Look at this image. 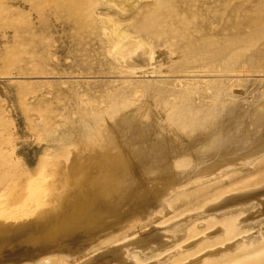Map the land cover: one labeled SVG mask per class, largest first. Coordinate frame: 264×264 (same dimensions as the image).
<instances>
[{
    "label": "bare ground",
    "instance_id": "6f19581e",
    "mask_svg": "<svg viewBox=\"0 0 264 264\" xmlns=\"http://www.w3.org/2000/svg\"><path fill=\"white\" fill-rule=\"evenodd\" d=\"M145 1L45 6L64 18L56 38L99 40L115 89L78 94L61 132L40 117L36 166L0 150V264H264V91L246 90L264 76V22L251 31L264 3L155 0L140 13ZM188 55L205 77H186Z\"/></svg>",
    "mask_w": 264,
    "mask_h": 264
},
{
    "label": "rangeland",
    "instance_id": "374dc122",
    "mask_svg": "<svg viewBox=\"0 0 264 264\" xmlns=\"http://www.w3.org/2000/svg\"><path fill=\"white\" fill-rule=\"evenodd\" d=\"M156 1L146 0L139 10L140 13L158 8ZM258 1L264 3V0ZM52 2L55 0H0V150L6 151L9 159L18 158L19 165L30 164L34 167L38 162L37 157L44 145L40 138H44L46 131L39 122L40 117L45 119L44 124H48L52 131L61 132L63 127L60 123L64 122L69 114L73 115H70L73 118L78 117L76 114L80 112V108L76 107L75 99L78 94L88 90L89 97L101 99L115 89L110 83L115 75L107 70L108 65L113 63L101 55V44L98 39L84 38L79 41L74 34L70 37V32H66L62 40L56 38L63 36L64 18L59 14L57 21L51 16L52 11L47 12L45 6ZM239 4L242 5L241 2ZM118 5L125 6V3L121 1ZM44 9L45 16H41ZM184 12L181 15L185 19ZM139 16L138 14L137 17L128 16L126 25H129L125 30L128 38L139 39L135 26L139 22ZM263 22L264 5L255 17V27L251 31L261 29ZM245 31H240L239 36L250 35L251 32ZM117 34L118 32H115L112 36L118 40ZM148 47L151 52L158 53L164 49L160 45L149 44ZM257 47L264 49V39L260 40ZM188 56L191 74L186 77H205L203 69H200L205 63L196 65L192 61V55ZM261 64H264V61ZM250 76L254 81L250 80L246 90L254 94L264 91V76ZM237 77H241L245 83L242 75ZM73 92L78 93L74 95ZM66 99L70 100L71 104ZM67 109L69 113L66 112ZM39 142L42 146H39ZM15 146L17 150L13 154L12 148ZM108 221L109 219L101 221L100 224L95 222L96 225L92 222L86 226L87 230L93 233L105 229ZM70 237L73 236L67 238ZM78 237L70 238L69 241L66 239L65 246L66 243L69 246L80 244L85 250L86 238Z\"/></svg>",
    "mask_w": 264,
    "mask_h": 264
}]
</instances>
